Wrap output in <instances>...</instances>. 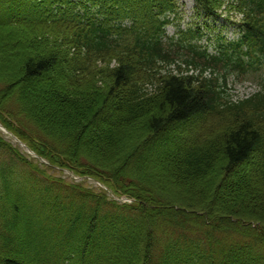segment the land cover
I'll use <instances>...</instances> for the list:
<instances>
[{"label":"trees","instance_id":"trees-1","mask_svg":"<svg viewBox=\"0 0 264 264\" xmlns=\"http://www.w3.org/2000/svg\"><path fill=\"white\" fill-rule=\"evenodd\" d=\"M194 1L242 37H169L178 0H0V121L135 200L0 136V264H264V91L232 101L226 82L264 63V0Z\"/></svg>","mask_w":264,"mask_h":264},{"label":"rangeland","instance_id":"rangeland-1","mask_svg":"<svg viewBox=\"0 0 264 264\" xmlns=\"http://www.w3.org/2000/svg\"><path fill=\"white\" fill-rule=\"evenodd\" d=\"M179 1V12L180 17L181 15L184 16V20L181 18H178L176 21L174 20L173 24H171V27L169 28L168 32L169 34H173L177 28L178 25H181V27H187L189 26L193 21H199L200 18L195 17V8L193 6L192 0H178ZM192 19V20H191ZM203 21V19H201ZM231 27L230 29L226 30L224 29V33L230 34L233 30ZM218 33V31H217ZM206 40V38L204 39ZM236 73V72H235ZM259 73L264 74V67L261 68ZM256 75L251 76V79H247L245 77L240 76V78L235 74L228 75V81L230 83L229 90L231 91L232 99H244L253 93H255L257 90L261 89L259 81L257 79H252ZM17 124V122H15ZM26 122H22V126L28 130V127L25 125ZM31 128L29 127V130ZM1 131V134L5 136V138L11 142V144L16 147L24 157H26L29 161H31L34 164H37L40 168L48 171V173L54 177H60L68 182H74L77 184L85 185L89 188H99L98 183L89 177H77L73 173L66 171L63 168L58 167H51V165H47L45 163H49L48 161H44V159H41L39 157L33 156L28 152V149L26 147L21 146L19 142L15 140V138L10 134L6 133L5 131ZM34 135V134H32ZM45 162V163H44ZM17 168L20 167L19 163L17 162ZM14 166V164H13ZM37 172V171H35ZM41 176V174H40ZM127 181V180H126ZM181 189L177 190V193L182 196V198H186L188 195L185 193H182L180 191ZM171 193L175 194L174 188L172 189ZM180 196V197H181Z\"/></svg>","mask_w":264,"mask_h":264}]
</instances>
